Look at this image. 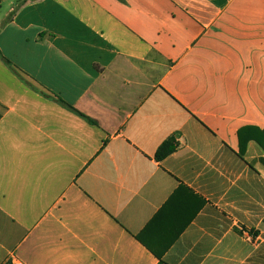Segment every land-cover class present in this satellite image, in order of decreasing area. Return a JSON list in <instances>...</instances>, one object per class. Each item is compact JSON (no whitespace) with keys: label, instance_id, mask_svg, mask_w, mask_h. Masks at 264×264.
Wrapping results in <instances>:
<instances>
[{"label":"crops","instance_id":"crops-1","mask_svg":"<svg viewBox=\"0 0 264 264\" xmlns=\"http://www.w3.org/2000/svg\"><path fill=\"white\" fill-rule=\"evenodd\" d=\"M0 264H264V0H0Z\"/></svg>","mask_w":264,"mask_h":264},{"label":"trees","instance_id":"trees-1","mask_svg":"<svg viewBox=\"0 0 264 264\" xmlns=\"http://www.w3.org/2000/svg\"><path fill=\"white\" fill-rule=\"evenodd\" d=\"M5 63L8 65V62L5 61ZM70 108V107H69ZM79 116L83 119H85L89 124L96 125V123L82 115L79 114ZM178 147V143L176 142L174 137L169 138L166 140L161 146L158 148V150L155 153V159L160 162L169 155H171ZM185 190V189H181ZM187 191V190H185ZM188 192V191H187ZM170 204H167V206ZM166 206V207H167ZM197 213V209L194 213H192L181 225L178 227L177 232L172 236L169 242L164 243L161 245V247L154 246V244L150 241L147 234L149 233L152 225L158 221V216L155 217V219L152 221V223L145 229V231L141 234V236L137 237V240L141 242V244L149 250L156 258L160 259L163 253L177 240L181 232L189 225V223L194 218L195 214ZM162 214V212H161ZM160 216V215H159Z\"/></svg>","mask_w":264,"mask_h":264}]
</instances>
